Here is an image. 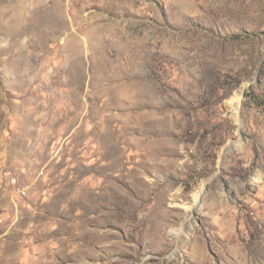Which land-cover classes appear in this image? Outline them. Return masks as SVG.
Here are the masks:
<instances>
[{"label":"rangeland","instance_id":"374dc122","mask_svg":"<svg viewBox=\"0 0 264 264\" xmlns=\"http://www.w3.org/2000/svg\"><path fill=\"white\" fill-rule=\"evenodd\" d=\"M0 264H264V0H0Z\"/></svg>","mask_w":264,"mask_h":264},{"label":"built area","instance_id":"2783aa9c","mask_svg":"<svg viewBox=\"0 0 264 264\" xmlns=\"http://www.w3.org/2000/svg\"><path fill=\"white\" fill-rule=\"evenodd\" d=\"M20 193H22V195H25L26 194V191L25 189H19Z\"/></svg>","mask_w":264,"mask_h":264}]
</instances>
